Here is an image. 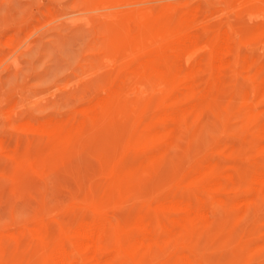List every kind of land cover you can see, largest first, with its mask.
Returning a JSON list of instances; mask_svg holds the SVG:
<instances>
[{"label": "rangeland", "instance_id": "obj_1", "mask_svg": "<svg viewBox=\"0 0 264 264\" xmlns=\"http://www.w3.org/2000/svg\"><path fill=\"white\" fill-rule=\"evenodd\" d=\"M182 197L139 263L264 264V0H0V264Z\"/></svg>", "mask_w": 264, "mask_h": 264}, {"label": "bare ground", "instance_id": "obj_2", "mask_svg": "<svg viewBox=\"0 0 264 264\" xmlns=\"http://www.w3.org/2000/svg\"><path fill=\"white\" fill-rule=\"evenodd\" d=\"M233 62L234 61H232L231 64ZM168 63H170V62H168ZM222 66H224V65H222ZM168 130H171V128ZM175 135H177V134H175ZM146 152H147V150H146ZM138 153H140V152H138ZM140 154H142V153H140ZM136 155H137V153H136ZM238 176H240V175H238ZM191 197H193V196H191ZM207 204H208V200H206V199L195 198V199L191 200V199H183V197L182 198H175V199H172L171 201L169 200L168 202L163 203L161 206H158L153 211V213L151 214L150 217L148 215H143V216L139 217V219L134 224L133 230H135L136 233L133 235V243H131L132 245H130V246H127V245L123 246V245L119 244V240H121L120 238L122 237V232L116 227L117 225L115 224V222L111 221L110 219L103 217L99 220H97V219L96 220L95 219L85 220L84 222H82V224H80V226L78 228H76L77 230L73 234H71V236L69 238H67V240L65 239L66 240L65 242L63 241L64 243L59 248H57V250H55L51 255H48L47 258H46V256H44V258H46V259L42 263L41 262L40 263L41 264H141V263H139L140 260H138V258H140V256H138V254H140V253H138V252H140V251L135 250L136 249L135 248L136 243H139V242L144 243V241H150L151 242L152 240H156L157 238L161 237L164 232L170 230L174 225H176V224L178 225L181 222V219H183L182 216H184V214L189 215L190 212H192V214H193V212H198V211L202 210L201 208L203 206H206ZM211 211H212V209H211ZM132 212H134V211H132ZM187 215H185V216H187ZM183 220H186V218ZM81 221H83V220H81ZM186 222H189V220L187 219ZM179 226H181V225H179ZM70 232H72V231H70ZM172 232L175 233L176 231H172ZM166 233H168V232H166ZM30 237H32V236H30ZM63 237H64V235H63ZM60 239H62V238H60ZM148 245H150V244H148ZM148 245H147V247H149ZM50 246H52V245H50ZM46 247H44V248H46ZM16 248H18V247H16ZM0 249H2V248H0ZM45 251H48V249L46 248L44 250V253H45ZM136 251H138V252H136ZM150 255H152V254H150ZM32 256H36V255H32ZM41 256H43V255H41ZM18 258H20V257H18ZM211 258H213V257H211ZM19 260H21V259H19ZM33 260L35 261V259H33ZM38 260L36 262H38ZM3 262H5V261H3ZM169 262H171V261L169 260ZM37 264H39V263H37ZM171 264H200V263L198 262L195 255L189 254V255H183V256L179 257L177 260L171 262Z\"/></svg>", "mask_w": 264, "mask_h": 264}]
</instances>
